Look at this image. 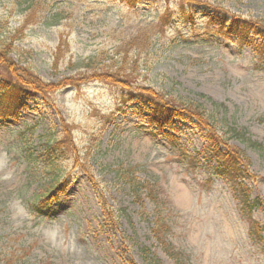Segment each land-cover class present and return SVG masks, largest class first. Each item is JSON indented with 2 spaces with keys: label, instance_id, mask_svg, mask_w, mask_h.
<instances>
[{
  "label": "rangeland",
  "instance_id": "rangeland-1",
  "mask_svg": "<svg viewBox=\"0 0 264 264\" xmlns=\"http://www.w3.org/2000/svg\"><path fill=\"white\" fill-rule=\"evenodd\" d=\"M203 1L264 25V0ZM179 9L176 23L162 27L152 2L0 0V45L7 60L46 83L84 72L90 60L97 70L136 66V83L200 105L220 140L247 157L253 208L219 175L202 128L183 122L158 132L138 105H120L115 87H64L27 102L15 119L0 117V154L9 160L0 169V264H173L151 233L152 204L142 196L141 207L119 178L132 171L167 200L168 241L187 264H264V52L257 39L204 35L201 23L196 31ZM65 136L79 156L41 163L43 144ZM59 177L65 192L39 204ZM13 195L27 219L11 218Z\"/></svg>",
  "mask_w": 264,
  "mask_h": 264
},
{
  "label": "trees",
  "instance_id": "trees-1",
  "mask_svg": "<svg viewBox=\"0 0 264 264\" xmlns=\"http://www.w3.org/2000/svg\"><path fill=\"white\" fill-rule=\"evenodd\" d=\"M113 2H119L130 8L152 2L153 6L159 8L160 26L162 27H170L176 23L174 8L179 7L178 11L183 23L192 25L196 31L198 30L195 27L196 24L201 23L204 35L213 33L228 37L234 34L239 40L250 43L257 39L256 47L264 52V25L260 21H248L227 13L215 3H207L203 0H113ZM162 3L166 6L163 7ZM171 4H174L175 7L172 8ZM199 16H201L200 19ZM3 46L4 42L0 45V65L5 67L9 77L1 78L0 81L1 118L15 119L27 102L47 100L52 93L64 87L80 88L88 83H104L117 89L120 105L135 104L138 105L142 113L147 112L148 115L144 116V119L158 132H176L178 124L183 122L202 128L206 132L207 141L210 142V158L218 163L219 175L237 188L238 193L244 199V206L247 210L250 211L253 208L255 203L249 204V196L244 183L250 178V164L247 157L240 150L232 148L220 140L215 131L216 121L213 115L200 105L186 98H172V95L156 90L154 87L136 83L134 79V74L138 69L136 66L128 70L122 67L97 70L94 61L90 60L85 65L90 70L87 68L84 72L65 78L56 84L46 83L38 75L7 60L4 57ZM57 52H60V47ZM55 60L57 65L59 57L56 53ZM211 103L214 111H219L220 106L212 101ZM167 137L174 140L170 135ZM251 145L254 148L259 147L257 144ZM43 148V153L38 155L41 163H56L63 157L79 156L75 141L68 136L63 137L60 141L51 138L43 144ZM119 178L128 186L135 202L141 207H143L142 196H145L152 204L155 219L151 233L160 245L162 252L173 264H187L181 252L168 241L171 234L170 221L173 219L174 212L157 186L151 187L149 184L141 183L135 177L134 171L127 176H119ZM56 180H58L57 183L50 190L37 197L39 204L42 205L44 201L57 198L65 192L67 183H61V177ZM259 205L262 206V202ZM146 259L149 261V258ZM150 264H153L152 260Z\"/></svg>",
  "mask_w": 264,
  "mask_h": 264
},
{
  "label": "clouds",
  "instance_id": "clouds-1",
  "mask_svg": "<svg viewBox=\"0 0 264 264\" xmlns=\"http://www.w3.org/2000/svg\"><path fill=\"white\" fill-rule=\"evenodd\" d=\"M9 164L8 156L6 153L0 154V169L7 168ZM6 176L5 179L9 178ZM7 209L11 214L13 220L27 219L30 215L29 210L24 205L23 201L16 195H13L7 202Z\"/></svg>",
  "mask_w": 264,
  "mask_h": 264
}]
</instances>
